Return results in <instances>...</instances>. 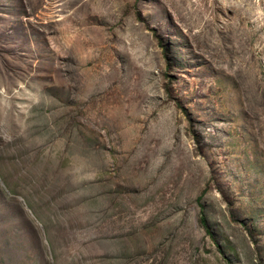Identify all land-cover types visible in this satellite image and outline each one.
<instances>
[{
	"label": "rangeland",
	"instance_id": "rangeland-1",
	"mask_svg": "<svg viewBox=\"0 0 264 264\" xmlns=\"http://www.w3.org/2000/svg\"><path fill=\"white\" fill-rule=\"evenodd\" d=\"M0 264H264V0H0Z\"/></svg>",
	"mask_w": 264,
	"mask_h": 264
}]
</instances>
